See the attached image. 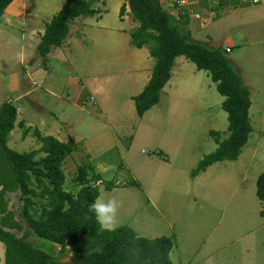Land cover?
Masks as SVG:
<instances>
[{"label":"rangeland","instance_id":"374dc122","mask_svg":"<svg viewBox=\"0 0 264 264\" xmlns=\"http://www.w3.org/2000/svg\"><path fill=\"white\" fill-rule=\"evenodd\" d=\"M22 1L9 5L16 19L7 26L14 32L0 25V105L10 98L18 114L8 147L18 153L39 149L34 130L40 121L41 135L59 129V139L75 149L62 164L64 189L79 190L74 179L81 166L88 167L89 179L97 175L128 184L108 192L99 188L97 199L119 202L115 223L101 229L127 226L139 237L171 238L172 264H264V203L255 194L264 173V5L242 0L247 7L241 10L198 0L187 10L198 13L196 19L172 9L168 0L171 16L178 21L188 16L186 29L197 42L229 48L226 57L253 101L252 131L237 160L215 163L191 177L198 162L216 149L209 132H219L221 141L228 137L223 98L206 73L188 61L181 71H171L159 103L139 118L132 98L148 83L154 61L146 48L130 44L136 24L127 10L119 15L124 0H102L94 8L100 18L75 19L62 47L44 59L34 50L30 32L42 30L65 0H24L25 10ZM82 22L92 24L81 27ZM21 32L29 37L25 52ZM80 87L87 99L79 108L72 98ZM30 88V95L15 99ZM15 233L51 257L71 262L72 253L26 227Z\"/></svg>","mask_w":264,"mask_h":264},{"label":"trees","instance_id":"16d2710c","mask_svg":"<svg viewBox=\"0 0 264 264\" xmlns=\"http://www.w3.org/2000/svg\"><path fill=\"white\" fill-rule=\"evenodd\" d=\"M12 1L0 0V17ZM211 1H216L219 8L247 7L242 0ZM98 2L100 0H65L45 24L36 47L37 54L45 58L51 49L59 48L68 36L70 24L80 17H92ZM126 6L136 24L129 33L131 46L146 48L154 61L148 83L132 98L136 115L141 118L159 103L161 91L171 78L175 59L183 57L197 71L205 72L215 85L223 98L221 109L228 122L226 139L221 141L219 132H209L216 149L198 162L191 177L215 163L237 160L252 131L249 118L251 100L249 89L231 67L227 52L192 41L186 29L188 16L183 15L178 21L162 9L160 0H125L119 10L120 16L125 13ZM16 117L17 109L12 103L0 105V245L3 264H61L43 250L18 238L15 232H24L25 227L37 238L59 245L62 252L72 253L68 264H172L171 238L139 237L127 226L103 230L89 211V205L99 197L100 187L111 191L128 184L103 181L97 175L89 179L88 167L81 166L74 179L80 187L78 192L74 195L66 191L62 164L75 149L34 130L41 144L39 149L27 153L12 150L7 139L14 130ZM27 133L24 131L23 136ZM255 194L264 203V173L257 178ZM9 203H12L11 207Z\"/></svg>","mask_w":264,"mask_h":264},{"label":"crops","instance_id":"0c3cea01","mask_svg":"<svg viewBox=\"0 0 264 264\" xmlns=\"http://www.w3.org/2000/svg\"><path fill=\"white\" fill-rule=\"evenodd\" d=\"M117 2H119L118 0H117ZM11 3H13V2H11ZM100 3L102 4V0H100V2H98L95 6H94V8H96V6H99L100 5ZM160 3H161V7H162V9L166 12V13H168V14H170V12H169V10H170V6H169V3H168V0L166 1V0H160ZM123 4H125V0H124V3ZM123 4H121V6L123 5ZM105 5V4H104ZM22 6L24 7V10L26 9L25 8V3H24V0L22 1ZM103 5H101L100 7H102ZM120 6V7H121ZM19 7V6H18ZM9 8H10V6H8L7 8H6V10L4 11V13H3V15L0 17V19L1 18H3L5 21V24H3L2 23V21H0V25L2 24V26L3 25H6L5 27L7 28V29H9L10 30V32L12 33V32H14V30H12L9 26H7L8 25V23H10V21H11V23H13L15 20L14 19H16L15 17H16V15L13 13V12H11V13H8V10H9ZM243 9H246V8H242L241 10H243ZM95 10V9H94ZM126 10H127V12H129V10H128V7L126 6ZM126 10H125V12H126ZM236 10V9H235ZM234 11V10H233ZM171 15V14H170ZM96 16V19L97 18H100V16L99 15H96V12L94 13V15L92 16V17H82V18H93V17H95ZM33 18H35V15L33 16ZM192 19V18H191ZM92 20V19H91ZM49 22V21H48ZM47 22V23H48ZM74 22V21H73ZM73 22L70 24V26H69V28H71V25L73 24ZM46 24V23H45ZM45 24H44V26H43V28H42V30H39V31H34V29H32L31 30V32H30V34H31V37H32V40H33V48H34V50L36 51V47H37V45L39 44V42H40V38H41V36L43 35V32H44V28H45ZM92 24V23H91ZM90 24V22L88 23V22H82V24H81V27H86V26H89V25H91ZM192 24L193 23H191V29H192ZM95 25L96 26H99V24H98V22H96L95 23ZM93 26H94V24H93ZM1 27V26H0ZM120 32H121V29L119 30ZM123 32V31H122ZM35 33V34H34ZM69 33V32H68ZM124 33V32H123ZM34 36H36L37 37V39H35L34 38ZM195 37H194V35H191V39H193V41L195 40L194 39ZM29 39V37H28V34H26V33H22L21 32V40L19 41V44H20V49H21V52H25V48H24V46H25V43L27 42V40ZM67 39V38H66ZM196 42L198 41V40H195ZM65 42V41H64ZM29 44V43H28ZM27 44V45H28ZM64 44V43H63ZM62 44V45H63ZM2 45V44H1ZM62 45L59 47V48H61L62 47ZM53 49H57V48H53ZM53 49H51V51L50 52H52V50ZM222 50H224V51H226V50H228L229 51V53H230V50H229V48L228 47H225L224 49H222ZM37 52V51H36ZM50 54V53H49ZM48 54V55H49ZM38 55V54H37ZM47 55V56H48ZM42 59H44V58H42ZM186 59H184L183 57H178V58H176L175 59V62H174V65H173V68H172V70L171 71H173V70H177V71H181V68L183 67V65H185V64H187L186 63ZM172 73V72H171ZM207 75V74H206ZM45 80H42V82H44ZM168 84H170V80H169V82L167 83V86H168ZM41 90H42V88H43V86H42V84H41ZM248 88V87H247ZM32 88H30L29 90H27V92L26 93H24V94H20L19 96H17L15 99L16 100H18V99H20V98H22V97H24V96H27V94L28 95H30L31 93H32V90H31ZM249 89V92H250V88H248ZM31 91V92H30ZM42 91H44L45 93H48V91H49V88H47V89H44V90H42ZM161 93H162V91H161ZM50 94H51V92H50ZM137 96V95H136ZM73 105L75 106V107H81L84 103H85V100L87 99V94L85 93V91H83V89L80 87L77 91H76V93L73 95ZM251 100V99H250ZM6 102H10V103H12V101L10 100V98H8L7 100H6ZM252 104H253V101H251V107H252ZM15 107L17 108V105H15ZM251 107H250V109H251ZM17 119H18V114H17V117H16V121H17ZM41 123H38V127H39V129L38 130H40L41 129V126L43 125V122L42 121H40ZM16 124V123H15ZM26 124V126H27V123H25ZM52 125V127L54 126L53 124H51ZM52 130H51V132L50 133H47L46 135H43L42 134V136H51V137H53V138H55V139H57L58 141H60V142H62L61 141V139H59V137L57 136V133H58V130L59 129H53V128H51ZM37 130V131H38ZM69 142V141H68ZM72 154H74V152H72L71 154H69L67 157H69V156H71ZM66 157V158H67ZM66 158L64 159V161H63V164L65 163V161H66ZM63 166V165H62ZM121 175V174H120ZM66 190V189H65ZM67 191V190H66ZM105 191V190H104ZM78 192V191H77ZM76 192V193H77ZM106 192H108V191H106ZM72 193V192H71ZM75 193V194H76ZM73 194V193H72ZM74 194V195H75ZM0 251L2 252L1 253V255H0V260H1V262H0V264H3V248H2V246L0 245ZM263 259H264V257H262ZM261 258V259H262ZM258 264H261V263H258Z\"/></svg>","mask_w":264,"mask_h":264},{"label":"clouds","instance_id":"9594fccd","mask_svg":"<svg viewBox=\"0 0 264 264\" xmlns=\"http://www.w3.org/2000/svg\"><path fill=\"white\" fill-rule=\"evenodd\" d=\"M119 202L115 199L107 201L97 199L89 205V211L94 214L97 222L105 227L110 228L116 220Z\"/></svg>","mask_w":264,"mask_h":264},{"label":"built area","instance_id":"2783aa9c","mask_svg":"<svg viewBox=\"0 0 264 264\" xmlns=\"http://www.w3.org/2000/svg\"><path fill=\"white\" fill-rule=\"evenodd\" d=\"M172 4V9L176 11H182V13H189L188 8L191 5H194L195 3L198 2V0H170ZM248 2H251L254 5H264V0H245ZM188 16H193L196 19H199L200 16L198 13L193 14L192 10L191 13L188 14ZM228 52V50H226ZM91 101L93 100L92 98L90 99Z\"/></svg>","mask_w":264,"mask_h":264},{"label":"water","instance_id":"95a60500","mask_svg":"<svg viewBox=\"0 0 264 264\" xmlns=\"http://www.w3.org/2000/svg\"><path fill=\"white\" fill-rule=\"evenodd\" d=\"M9 206H11V203H9ZM70 256H72V254H70ZM61 264H68L69 263V261H66V260H60L59 261Z\"/></svg>","mask_w":264,"mask_h":264},{"label":"flooded vegetation","instance_id":"af4514ba","mask_svg":"<svg viewBox=\"0 0 264 264\" xmlns=\"http://www.w3.org/2000/svg\"><path fill=\"white\" fill-rule=\"evenodd\" d=\"M0 262H1V260H0Z\"/></svg>","mask_w":264,"mask_h":264}]
</instances>
